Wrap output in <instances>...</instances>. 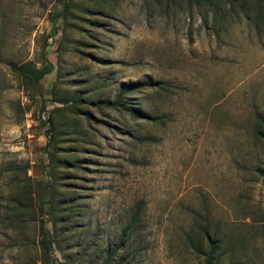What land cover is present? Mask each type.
<instances>
[{"label": "rangeland", "instance_id": "374dc122", "mask_svg": "<svg viewBox=\"0 0 264 264\" xmlns=\"http://www.w3.org/2000/svg\"><path fill=\"white\" fill-rule=\"evenodd\" d=\"M62 2L0 0V264H42L41 224L52 264H104L137 204L121 264H204L190 243L204 226L219 264H264V20L252 1ZM44 59L36 88L10 68ZM124 88L128 110L105 104ZM48 111L54 162L38 121Z\"/></svg>", "mask_w": 264, "mask_h": 264}, {"label": "trees", "instance_id": "16d2710c", "mask_svg": "<svg viewBox=\"0 0 264 264\" xmlns=\"http://www.w3.org/2000/svg\"><path fill=\"white\" fill-rule=\"evenodd\" d=\"M189 2H193L196 4H206V5H239V6H248L249 3L247 0H188ZM253 5L255 6V10L257 11L258 18H262L264 20V0H251ZM72 0H63L61 11L65 12L69 9ZM258 7V8H257ZM10 68L17 73L26 84H29L33 87H37L40 80L44 75L51 72V64L47 62L46 59L43 60L40 66H36L32 62H23L19 64L11 63ZM134 88V87H130ZM131 89L124 88L120 90L116 96V98L105 104L109 106H115L121 110H128L126 105L122 102L121 98L123 94ZM75 102L80 103L81 99H76ZM45 109L44 105H41V110ZM131 115L139 116L140 114L131 109ZM256 120L258 123V129L256 131V135L264 139V116L260 113H256ZM38 121L41 125L45 126V133L47 136L46 145L50 148L47 151L48 161L54 162L55 154L58 151V147L56 146V140L54 135V127L52 125V117L51 113L48 111L46 117H39ZM144 140H147L145 137ZM50 176L53 175L52 172L49 173ZM51 200V198H49ZM52 202V201H51ZM39 210L42 212V205H39ZM140 210L139 205L137 204L134 208L133 213L131 214L126 226L123 228L120 233L116 243L113 247L107 251L105 263L104 264H121L123 262V258L116 259V255L119 251L123 250L127 245L128 240L131 236L137 232L139 224H140ZM39 243L42 250L43 261L42 264H52L50 250H51V238L49 232L45 229L44 225H40L39 229ZM198 240H190L191 246L195 252L201 254L203 256L204 264H219L220 257H218L219 249L222 247L221 240L218 239L217 235H209V231L207 226L203 228H198Z\"/></svg>", "mask_w": 264, "mask_h": 264}]
</instances>
